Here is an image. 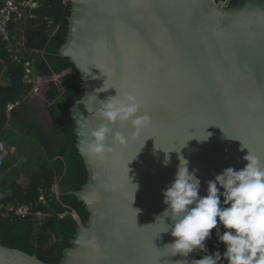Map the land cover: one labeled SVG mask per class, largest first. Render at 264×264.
Masks as SVG:
<instances>
[{
	"label": "water",
	"instance_id": "obj_1",
	"mask_svg": "<svg viewBox=\"0 0 264 264\" xmlns=\"http://www.w3.org/2000/svg\"><path fill=\"white\" fill-rule=\"evenodd\" d=\"M66 2L71 9L59 55L74 66L84 91L70 112L88 175L73 194L89 218L57 264H193L203 250L172 255L171 232L153 224L166 208L163 191L175 179L179 156L197 170L201 197L223 170L246 166L247 148L264 162V0L228 7L214 0ZM104 85L107 91L98 90ZM128 91L143 101L141 114L150 115L151 126L132 139L130 124H117L113 136L121 132L126 146L110 136L117 151L90 157L82 133L99 127L95 110ZM0 264L49 263L0 244Z\"/></svg>",
	"mask_w": 264,
	"mask_h": 264
},
{
	"label": "trees",
	"instance_id": "obj_2",
	"mask_svg": "<svg viewBox=\"0 0 264 264\" xmlns=\"http://www.w3.org/2000/svg\"><path fill=\"white\" fill-rule=\"evenodd\" d=\"M239 1L230 0L231 5ZM70 9L71 6L63 0H42L39 10L34 12L39 18L37 33L28 37L27 47L42 52V55L22 54L25 59L17 63L7 49V43L0 37V136L4 135L10 123L35 129L22 119L28 97L35 87L33 82L25 81L27 61L33 62L32 80L62 76L60 83H50L47 92L48 112L55 137L35 134L45 152V156L39 158L38 171L26 192L15 186L11 199L0 198V244L36 255L49 264L60 262L63 251L71 246L79 224H85L89 218L85 206L73 194L86 184L88 178L76 147L77 137L70 112L84 91L74 66L59 55L67 38ZM5 81L9 84L4 85ZM16 103L19 105L9 111V106ZM56 185L59 187L58 195L53 191ZM41 197L44 201L40 200ZM11 205L15 209L27 207L29 213L17 215L15 209L9 211ZM40 215L43 218L38 219ZM217 231H226L219 222L218 228L212 230L200 259L217 251L223 256L226 248L219 242ZM219 264H227V261L221 260Z\"/></svg>",
	"mask_w": 264,
	"mask_h": 264
},
{
	"label": "clouds",
	"instance_id": "obj_3",
	"mask_svg": "<svg viewBox=\"0 0 264 264\" xmlns=\"http://www.w3.org/2000/svg\"><path fill=\"white\" fill-rule=\"evenodd\" d=\"M108 89L104 85L98 90ZM142 107L143 101L130 91L123 94L117 92L116 96L102 101L95 110V116L101 121L99 127L82 133L89 141L87 154L103 160L117 151L115 146L124 148L128 143L125 136L121 132H116L114 136L112 133L117 124H130L132 139L140 137L141 132L152 123L150 115L141 114ZM208 135L200 140H207ZM110 136H113L115 146L108 144ZM247 149L248 154L243 157L247 161L246 166L239 171L229 167L216 175L214 180L207 182V194L203 197L199 195L201 181L196 176L197 170L190 171L189 161L179 156L175 179L163 191L166 208L153 224L159 222L165 225L160 233L171 232L174 240L166 248L171 250L172 255L179 253L187 256L197 248L204 250L205 241L210 238L212 230L218 228L219 222L226 230L223 233L217 231L219 242L226 248L223 256L217 251L193 264H219L221 260L227 261V264H264V162ZM163 163L167 166L170 159L166 157ZM134 186L136 191L138 185ZM134 210L138 215L140 210ZM166 218L171 224L165 223ZM181 262L187 264V261Z\"/></svg>",
	"mask_w": 264,
	"mask_h": 264
},
{
	"label": "rangeland",
	"instance_id": "obj_4",
	"mask_svg": "<svg viewBox=\"0 0 264 264\" xmlns=\"http://www.w3.org/2000/svg\"><path fill=\"white\" fill-rule=\"evenodd\" d=\"M61 77L33 79L35 87L28 97L22 119L35 129L24 127L19 123H10L4 135L0 136V198L11 199L15 186L26 192L33 175L38 171L39 158L45 156V152L35 134L55 137L48 112L50 103L47 92L50 83L53 81L60 83ZM3 84L8 85L9 82L5 81ZM16 104L14 107L19 105ZM53 191L58 195L59 187L56 185ZM40 200L44 201V198L41 197ZM14 209V205L9 207V211ZM22 209H17L16 214ZM41 218L43 215H40L38 219Z\"/></svg>",
	"mask_w": 264,
	"mask_h": 264
},
{
	"label": "built area",
	"instance_id": "obj_5",
	"mask_svg": "<svg viewBox=\"0 0 264 264\" xmlns=\"http://www.w3.org/2000/svg\"><path fill=\"white\" fill-rule=\"evenodd\" d=\"M67 4L66 0H63ZM217 6L228 7L231 5L230 0H214ZM42 0H0V37L7 43V49L9 53L14 56V61L21 63L25 58L21 56L17 44L11 37V26L14 24H21L26 19L32 16V14L39 10ZM48 19V18H47ZM49 21V20H48ZM52 25V21H49ZM26 68V82L32 83L30 78L33 69V62L27 61ZM17 103L16 105H18ZM14 108V105L9 106V111ZM20 209V208H17ZM15 209V212L16 210ZM14 211V210H12ZM11 211V212H12ZM29 213L27 207H23L22 211H19L17 215L26 216Z\"/></svg>",
	"mask_w": 264,
	"mask_h": 264
},
{
	"label": "crops",
	"instance_id": "obj_6",
	"mask_svg": "<svg viewBox=\"0 0 264 264\" xmlns=\"http://www.w3.org/2000/svg\"><path fill=\"white\" fill-rule=\"evenodd\" d=\"M38 20L39 18H37V15L33 13L32 16L26 19L23 23L14 24L11 26V37L13 38V41L17 44V48L21 56L25 54H28L29 56L33 54L42 55V52L27 47L28 37H30L31 34L37 33L36 26H38Z\"/></svg>",
	"mask_w": 264,
	"mask_h": 264
}]
</instances>
